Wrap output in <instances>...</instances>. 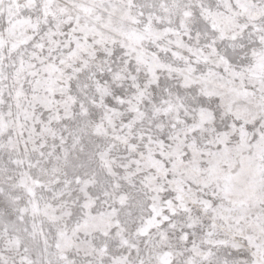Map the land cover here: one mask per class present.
Segmentation results:
<instances>
[{"label":"snow or ice","instance_id":"snow-or-ice-1","mask_svg":"<svg viewBox=\"0 0 264 264\" xmlns=\"http://www.w3.org/2000/svg\"><path fill=\"white\" fill-rule=\"evenodd\" d=\"M0 264H264V0H0Z\"/></svg>","mask_w":264,"mask_h":264}]
</instances>
